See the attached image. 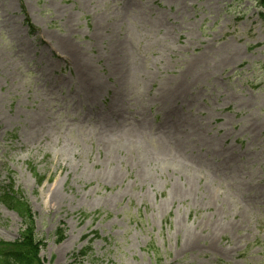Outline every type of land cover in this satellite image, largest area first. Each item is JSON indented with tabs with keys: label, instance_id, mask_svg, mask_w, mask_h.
<instances>
[{
	"label": "rangeland",
	"instance_id": "rangeland-1",
	"mask_svg": "<svg viewBox=\"0 0 264 264\" xmlns=\"http://www.w3.org/2000/svg\"><path fill=\"white\" fill-rule=\"evenodd\" d=\"M261 10L0 0V241L8 193L44 264H264Z\"/></svg>",
	"mask_w": 264,
	"mask_h": 264
},
{
	"label": "trees",
	"instance_id": "trees-1",
	"mask_svg": "<svg viewBox=\"0 0 264 264\" xmlns=\"http://www.w3.org/2000/svg\"><path fill=\"white\" fill-rule=\"evenodd\" d=\"M3 200L8 207L18 210L25 219L28 218L29 223L22 231L19 241H0V264H44L37 256L42 241L36 237L28 206L15 195L8 193L3 196Z\"/></svg>",
	"mask_w": 264,
	"mask_h": 264
}]
</instances>
